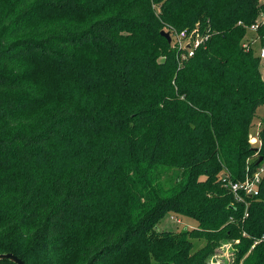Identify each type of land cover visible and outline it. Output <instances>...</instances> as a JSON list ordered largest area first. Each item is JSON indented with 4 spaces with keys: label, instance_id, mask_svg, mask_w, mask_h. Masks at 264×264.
<instances>
[{
    "label": "trees",
    "instance_id": "16d2710c",
    "mask_svg": "<svg viewBox=\"0 0 264 264\" xmlns=\"http://www.w3.org/2000/svg\"><path fill=\"white\" fill-rule=\"evenodd\" d=\"M263 19L264 0H0V254L207 264L240 239L236 263L264 264V176L231 187L264 162ZM197 26L185 58L161 34ZM170 212L198 226L160 232Z\"/></svg>",
    "mask_w": 264,
    "mask_h": 264
},
{
    "label": "rangeland",
    "instance_id": "374dc122",
    "mask_svg": "<svg viewBox=\"0 0 264 264\" xmlns=\"http://www.w3.org/2000/svg\"><path fill=\"white\" fill-rule=\"evenodd\" d=\"M249 30L248 37L252 34ZM255 35V34H254ZM257 37V38H256ZM257 42L253 40L252 45L255 48L256 54H260V38L255 35ZM247 42V41H246ZM255 42V43H254ZM264 48V47H262ZM164 60V57H161ZM262 73L264 77V58L262 59ZM264 126V107H260L258 110V116L254 120V125L251 128L250 142L254 147H260L261 141L258 137V131ZM252 136L258 137L257 141ZM260 176H264V162L259 172ZM173 173L168 172L163 176V183L166 186L172 185ZM198 226V221L192 217L177 215L175 213H168L157 225L158 230L164 233L182 234L185 229H193ZM196 247H202L205 244L204 240H196ZM240 239L227 240L223 242L218 248H216L214 254L209 258L207 264H237L235 252L239 249ZM240 261L239 264H243Z\"/></svg>",
    "mask_w": 264,
    "mask_h": 264
},
{
    "label": "built area",
    "instance_id": "2783aa9c",
    "mask_svg": "<svg viewBox=\"0 0 264 264\" xmlns=\"http://www.w3.org/2000/svg\"><path fill=\"white\" fill-rule=\"evenodd\" d=\"M261 25L264 26V19L262 21L253 24L250 27V30L252 32L257 33L258 28ZM170 33L172 37V42L175 45H177L178 48L180 49L187 48L188 50V53L183 54L182 58H185L187 56H192L194 54L195 49L201 46L202 44H205L210 37L209 33L206 32L202 33L199 26H197L193 30L183 29L181 31H174L173 33L172 32ZM260 56L262 59L264 58V48H261ZM252 137L254 138L255 141L259 139L256 136H252ZM260 178L261 176L259 175V173H257L254 179H247L244 182L231 183V187L235 192L237 200H241L240 194L238 193L240 189H243L248 194L257 193L258 185L260 183Z\"/></svg>",
    "mask_w": 264,
    "mask_h": 264
},
{
    "label": "water",
    "instance_id": "95a60500",
    "mask_svg": "<svg viewBox=\"0 0 264 264\" xmlns=\"http://www.w3.org/2000/svg\"><path fill=\"white\" fill-rule=\"evenodd\" d=\"M161 34L168 40L169 43L172 41L171 33L169 31L163 30ZM256 150L259 149V147H255ZM263 160V157H261L260 161ZM0 259H10L16 264H26L25 261L18 257L17 255L13 253H2L0 254Z\"/></svg>",
    "mask_w": 264,
    "mask_h": 264
},
{
    "label": "crops",
    "instance_id": "0c3cea01",
    "mask_svg": "<svg viewBox=\"0 0 264 264\" xmlns=\"http://www.w3.org/2000/svg\"><path fill=\"white\" fill-rule=\"evenodd\" d=\"M252 33H253V40H254L255 42H257V40H256L257 37L254 38V37H255V36H254L255 32H252ZM253 40H252V41H253ZM255 42H254V43H255ZM260 50H261V49H260Z\"/></svg>",
    "mask_w": 264,
    "mask_h": 264
}]
</instances>
